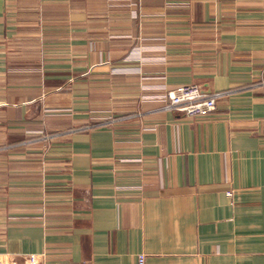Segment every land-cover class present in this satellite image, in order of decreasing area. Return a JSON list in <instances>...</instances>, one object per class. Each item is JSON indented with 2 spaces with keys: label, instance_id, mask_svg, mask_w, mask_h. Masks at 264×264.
<instances>
[{
  "label": "crops",
  "instance_id": "0c3cea01",
  "mask_svg": "<svg viewBox=\"0 0 264 264\" xmlns=\"http://www.w3.org/2000/svg\"><path fill=\"white\" fill-rule=\"evenodd\" d=\"M139 255L264 264V0H0V264Z\"/></svg>",
  "mask_w": 264,
  "mask_h": 264
},
{
  "label": "built area",
  "instance_id": "2783aa9c",
  "mask_svg": "<svg viewBox=\"0 0 264 264\" xmlns=\"http://www.w3.org/2000/svg\"><path fill=\"white\" fill-rule=\"evenodd\" d=\"M222 93L207 95L200 86L185 85L161 97L165 109L185 117L196 118L209 115L216 110V103ZM228 193V196H231ZM138 264H144V256H138Z\"/></svg>",
  "mask_w": 264,
  "mask_h": 264
},
{
  "label": "rangeland",
  "instance_id": "374dc122",
  "mask_svg": "<svg viewBox=\"0 0 264 264\" xmlns=\"http://www.w3.org/2000/svg\"><path fill=\"white\" fill-rule=\"evenodd\" d=\"M186 85H190V84H186ZM183 86H185V85H183ZM180 87H182V86H180ZM180 87H178V88H180ZM178 88H176V89H174V90H177ZM174 90H172V91H174ZM168 92H171V91H166L165 93H163V95H165L166 93H168ZM163 95H161L160 96V99H161V97L163 96ZM162 100V99H161ZM163 101V100H162ZM165 107V106H164ZM45 116H46V118H47V120L45 121V126L44 127H41V130H39L36 134H39L40 135V138L41 139H43V138H45V140L44 141H48V140H50L51 139V137L52 136H55V134H58V133H50V132H48L47 131V129H49V128H56V129H58L59 130V128L61 127V126H64V121L63 120H61V121H63V122H59V121H56L55 119H53L54 117L55 118H60V117H64V115H66V114H69V112L70 111H68V110H65V109H51V108H45ZM49 118V119H48ZM65 127V126H64ZM57 130V131H58ZM54 132H56V131H54ZM32 137V136H31ZM36 137H39V136H35V139H36ZM32 139H33V137H32ZM32 139H29L28 140V142H30ZM42 140V141H43Z\"/></svg>",
  "mask_w": 264,
  "mask_h": 264
}]
</instances>
